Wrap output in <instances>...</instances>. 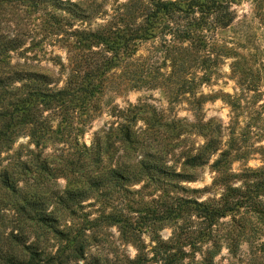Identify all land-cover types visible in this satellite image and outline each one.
Instances as JSON below:
<instances>
[{"label": "trees", "instance_id": "trees-1", "mask_svg": "<svg viewBox=\"0 0 264 264\" xmlns=\"http://www.w3.org/2000/svg\"><path fill=\"white\" fill-rule=\"evenodd\" d=\"M232 1L128 0L105 22L79 27L75 21L90 16L73 0H0V17H46L66 54L64 61L54 56L57 71L37 70L13 62L21 33L0 34V264H242L245 255V264H257L264 255V166L233 168L249 156L234 128L224 134L221 121L205 120V98L192 102V119L166 117L141 101L115 106L113 120L90 145L78 140L99 111L109 73L139 41H157L158 74L180 83L184 94L196 79L204 83L206 67L216 61L210 32L230 25ZM144 64L128 78L132 88L160 85ZM72 133L82 148V180L60 189L57 179L70 184L72 164L69 156L56 164L49 148L66 145ZM190 135L203 142L184 144ZM20 138L27 140L15 147ZM203 166L212 173L210 184L189 186ZM109 186L118 189L116 198H106ZM96 203L94 217L84 205ZM143 203L151 206L150 223L170 235L156 231L146 243L127 226L120 241L135 255L111 254L98 227L123 225L124 211L139 219Z\"/></svg>", "mask_w": 264, "mask_h": 264}, {"label": "rangeland", "instance_id": "rangeland-1", "mask_svg": "<svg viewBox=\"0 0 264 264\" xmlns=\"http://www.w3.org/2000/svg\"><path fill=\"white\" fill-rule=\"evenodd\" d=\"M73 1L82 5L86 14L90 16L88 20L84 21L77 19L76 26L91 25V27H95L96 24L105 22L103 18L113 15V8L118 3L124 4L128 0ZM228 8L233 16L230 25L224 28L217 26L214 30L212 29L209 35L215 44L212 49V59L216 58V61H211L206 67L208 76L204 77V83H200L196 79L195 84L193 82L188 85L186 90L189 91L184 94V88L180 86V83L170 84L158 74L157 64L162 62V54L157 48V41H139L134 48L136 51L133 54L125 55L121 62V68L109 73L107 86L98 99L99 111L87 126L85 133L78 139L79 142H83L87 146L90 145L96 133L98 134L113 120L111 112L115 106L124 108L129 104L141 101L153 105L166 117L176 116L192 119L193 116L189 110L192 102L205 98L203 104L205 120L213 118L214 121H221L225 127L224 134H227L229 128H234L239 145L249 156V160L245 162L236 161L233 168L238 170L243 166L253 168L264 166V0H233ZM125 10L126 8L120 12ZM92 13L95 14L94 17H91ZM10 15L6 14L0 17V34L4 36L6 32L11 35L12 33H21V40H23L20 49L12 53L13 62L16 60L27 61L30 64L29 67L37 70L57 71L58 69L53 65L54 56L59 55L64 61L66 54L53 35L49 20L40 15L32 17L25 15L23 19L16 22ZM144 63L151 69V81L159 82L160 85L153 88H132L128 83V78H133L136 75L135 70ZM201 74L202 72L198 71V76ZM225 100L232 102L234 107H231ZM184 138L186 145L203 142L202 138L196 135L184 136ZM26 140L27 138H20L15 147L19 143H25ZM66 140H68L66 145L58 143L49 148V151L54 154L56 164L62 163L67 156H69L68 163L72 164L69 169L71 168V173L74 175H71L72 178L70 177V184L64 178L57 179L56 187L60 189L72 186L74 182L80 183L82 180L79 178L82 167L79 166L83 164L84 160L82 157L78 158V151L82 148H77L75 145L76 136L73 133ZM223 140L226 141L227 136ZM73 152H76L75 156ZM198 172L199 180L190 183L189 186L202 188L209 185L212 173L208 166H203ZM51 184L53 185V183ZM108 189L105 191L106 198L111 196V193L114 198L118 196L116 187L109 186ZM132 197L133 195L129 196V198ZM101 198L104 201L105 197ZM134 198H136L135 195ZM146 200H150V197ZM108 201L117 206L116 200L108 198ZM89 202H93V199L84 204H91ZM84 207H86V211L94 212L93 216L95 217L97 214L95 208L99 207V203L93 207L86 205ZM140 207L143 212L140 214V220H135L138 216L137 213L132 214L124 211L121 213L124 220L123 225L107 226L103 224L98 227L102 243L105 246H110L108 249L111 254L135 255L136 251L132 245H123L120 241L121 234L125 232L127 226L139 230L138 233H142V238L146 243H149V236L156 234V231L165 239L170 235L169 228L157 230L159 224L152 225L150 223L152 219L151 206L143 203ZM126 210L129 211V209ZM142 217L143 219H141ZM125 234L128 235V233ZM249 259L245 255L240 262L245 264L249 262ZM220 261L222 264L227 262L226 260ZM257 264H264V255L257 260Z\"/></svg>", "mask_w": 264, "mask_h": 264}]
</instances>
